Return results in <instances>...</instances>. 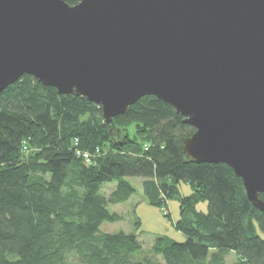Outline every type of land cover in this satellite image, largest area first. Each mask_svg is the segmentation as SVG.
<instances>
[{
	"label": "trees",
	"instance_id": "1",
	"mask_svg": "<svg viewBox=\"0 0 264 264\" xmlns=\"http://www.w3.org/2000/svg\"><path fill=\"white\" fill-rule=\"evenodd\" d=\"M195 132L154 96L108 124L87 98L22 77L0 94V264H227L230 252L238 264H264V213L228 165L186 161ZM132 177L165 216L170 200L180 202L184 242L159 236L145 250L135 233L102 232L122 219L108 206L137 193Z\"/></svg>",
	"mask_w": 264,
	"mask_h": 264
},
{
	"label": "water",
	"instance_id": "2",
	"mask_svg": "<svg viewBox=\"0 0 264 264\" xmlns=\"http://www.w3.org/2000/svg\"><path fill=\"white\" fill-rule=\"evenodd\" d=\"M25 75L108 124L172 106L186 161L228 165L264 213V0H0V94Z\"/></svg>",
	"mask_w": 264,
	"mask_h": 264
},
{
	"label": "rangeland",
	"instance_id": "3",
	"mask_svg": "<svg viewBox=\"0 0 264 264\" xmlns=\"http://www.w3.org/2000/svg\"><path fill=\"white\" fill-rule=\"evenodd\" d=\"M131 131L134 132V127ZM128 181L137 189V193L127 202L108 206L110 212L120 215L122 219L117 222L103 223L102 232L110 234L135 233L139 236L145 250H149L159 236H168L177 242H184L186 240L184 234L175 227L176 221L180 218V202L177 199L169 201L170 216L167 217L161 208L150 204L147 200L142 188V178L132 177L128 178ZM116 186V183L106 184L100 194L109 196ZM180 192L182 196H189L192 189L188 184L182 183ZM198 208L207 211L208 203L203 202ZM137 221L140 222L139 225ZM227 264H238V257L234 252L227 255Z\"/></svg>",
	"mask_w": 264,
	"mask_h": 264
},
{
	"label": "built area",
	"instance_id": "4",
	"mask_svg": "<svg viewBox=\"0 0 264 264\" xmlns=\"http://www.w3.org/2000/svg\"><path fill=\"white\" fill-rule=\"evenodd\" d=\"M84 156H85L87 159L89 158V155H87V154L84 155ZM164 213L167 214V213H168V210H165Z\"/></svg>",
	"mask_w": 264,
	"mask_h": 264
}]
</instances>
